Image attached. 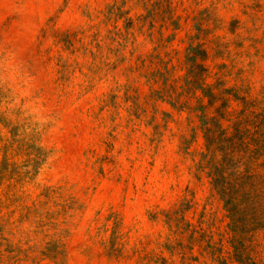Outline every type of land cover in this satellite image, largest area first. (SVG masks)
<instances>
[{
    "label": "rangeland",
    "instance_id": "374dc122",
    "mask_svg": "<svg viewBox=\"0 0 264 264\" xmlns=\"http://www.w3.org/2000/svg\"><path fill=\"white\" fill-rule=\"evenodd\" d=\"M0 264H264V0H0Z\"/></svg>",
    "mask_w": 264,
    "mask_h": 264
}]
</instances>
